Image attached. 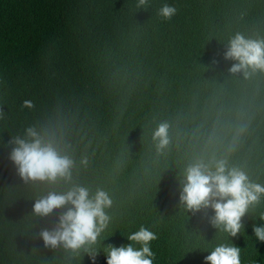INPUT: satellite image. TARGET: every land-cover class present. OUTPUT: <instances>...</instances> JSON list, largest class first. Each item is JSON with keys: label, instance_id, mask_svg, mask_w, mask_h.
<instances>
[{"label": "trees", "instance_id": "obj_1", "mask_svg": "<svg viewBox=\"0 0 264 264\" xmlns=\"http://www.w3.org/2000/svg\"><path fill=\"white\" fill-rule=\"evenodd\" d=\"M0 264H264V0H0Z\"/></svg>", "mask_w": 264, "mask_h": 264}]
</instances>
